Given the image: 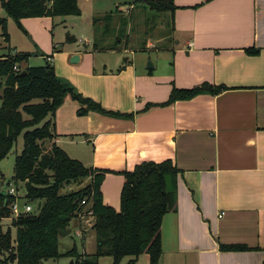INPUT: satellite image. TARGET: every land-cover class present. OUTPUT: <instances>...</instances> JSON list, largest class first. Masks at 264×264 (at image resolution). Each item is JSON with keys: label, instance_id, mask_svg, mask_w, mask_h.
Masks as SVG:
<instances>
[{"label": "crops", "instance_id": "crops-1", "mask_svg": "<svg viewBox=\"0 0 264 264\" xmlns=\"http://www.w3.org/2000/svg\"><path fill=\"white\" fill-rule=\"evenodd\" d=\"M172 1L176 43L154 49L165 56L152 63H97L90 37L58 49L51 18L21 20L38 51L11 53L51 60L57 79L74 92L124 114L81 115L69 97L55 112V144L86 168L107 172L100 186L105 207L120 211L122 174L143 162L169 161L180 171L177 208L161 222L159 264H264V0ZM253 48L256 54L246 53ZM203 83L225 90L141 111L166 102L172 89ZM220 245L248 250L221 252Z\"/></svg>", "mask_w": 264, "mask_h": 264}, {"label": "trees", "instance_id": "trees-1", "mask_svg": "<svg viewBox=\"0 0 264 264\" xmlns=\"http://www.w3.org/2000/svg\"><path fill=\"white\" fill-rule=\"evenodd\" d=\"M136 1L151 12L168 15L171 37L167 40L172 44L173 12L176 9L173 1ZM0 2L6 15L18 26L25 18L54 19L81 14L78 0ZM2 35L4 42L9 43L10 37L5 28ZM66 38L67 42L74 40L70 36ZM121 42L117 38L116 45L108 50L116 51ZM127 46L124 50H128ZM92 48L94 51L104 50L93 42ZM145 50L144 46L139 51ZM10 51L0 57V161L12 152L18 138L22 137L23 149L14 160L12 179L16 188L23 187V199L26 204H34L37 213L31 212L11 220V227L16 230L14 240L11 230L4 231L0 226V264H43L50 259H59L58 232L66 230L67 222L77 219L84 211L91 212V229L96 246L90 259L77 257L75 249L66 253L68 257H76L77 264H98L102 257L112 258L113 264H120L129 257L131 260L128 264H136L143 254L149 257V264H159L161 222L163 217L174 213L177 208L180 171L169 161L157 164L143 162L132 172L122 174L125 183L121 189L120 211L105 207L100 186L107 172L86 168L80 161L69 158L55 144V112L69 97L78 104L81 115L96 112L121 118L124 114L105 111L94 101L74 92L57 79L50 60L45 59L42 67H32L28 64V53L12 55ZM246 53L257 52L253 48L246 50ZM15 67L19 72L14 70ZM23 71L26 74L21 76ZM224 90L222 86L215 87L208 83L187 90L172 89L166 102L148 104L141 111L168 107L176 101H187L203 94L216 96ZM2 183L0 179V186ZM10 200V196L0 194V221L11 218L9 206L5 204ZM219 249L221 252L248 250L242 245H220Z\"/></svg>", "mask_w": 264, "mask_h": 264}, {"label": "rangeland", "instance_id": "rangeland-1", "mask_svg": "<svg viewBox=\"0 0 264 264\" xmlns=\"http://www.w3.org/2000/svg\"><path fill=\"white\" fill-rule=\"evenodd\" d=\"M79 9L81 12L80 16L56 17L53 19V28L51 29L53 37L51 36L50 39H52L53 44L58 49H61L60 46L64 44L78 47V44H82L84 40L90 37L98 48L104 49L96 51V62L107 64L111 68L115 66V63H121L125 58L132 59V57L134 59L146 57L149 59L146 63H152L151 61L158 56H165L164 53H159L154 49L160 50L171 45L167 40L171 37L168 15L151 12L136 0H79ZM1 21L4 23L3 25L0 24V57L9 54L8 44L11 46L10 50L13 47H16L19 51L28 50L33 53L37 50L33 40L26 39L17 23L6 15L0 2ZM3 28L6 29V33L10 36L9 43L4 42ZM67 36L78 41L67 42ZM117 38L122 42L117 45L116 51L108 50L116 45L115 41ZM175 43L176 40H174V45ZM125 45H128V51L123 54ZM144 46H149L150 50L139 52ZM89 48L95 52L92 45ZM131 52L133 53L131 54ZM134 53L136 54L134 55ZM44 63L45 60H40L36 57L28 60L29 66L32 67H42ZM22 144V137H19L12 152L0 161V179L3 182L0 189L8 191L14 187L20 199V207L23 208L25 205H30L33 208L32 213H37L35 205L32 203L26 204L23 199V187L16 188L12 179L14 160L22 151ZM81 186L84 185L82 184ZM73 189L77 188L74 187ZM89 221L92 225L93 220L88 216L69 220L67 229L71 230V234L63 238L58 237L59 259H50L43 264H77L76 257H68L66 255L72 249H75L77 257L84 256L90 259L95 252L96 241L91 226L89 227L87 224ZM0 226L3 227L4 231L10 229L12 240H14L16 230L11 227V220L3 219L0 221ZM78 233L80 236H78ZM141 257L140 264H149L148 256L143 254ZM130 260L131 258L127 257L120 264H128ZM98 264H113V259L102 257L98 260Z\"/></svg>", "mask_w": 264, "mask_h": 264}, {"label": "built area", "instance_id": "built-area-1", "mask_svg": "<svg viewBox=\"0 0 264 264\" xmlns=\"http://www.w3.org/2000/svg\"><path fill=\"white\" fill-rule=\"evenodd\" d=\"M50 62H51V60H50ZM14 70L16 72H19L18 67H15ZM6 195L11 197V200L7 202L9 209L11 211L10 220H14V219L18 218L20 215L30 214L32 212L33 208L30 205H25L23 208L20 207V205H19L20 199H19V196L17 195L14 187L10 188L8 191H6ZM82 204H84V202ZM85 216H88L91 218V212L84 211L79 215V218L81 219V217H85ZM222 216H223V214L220 215V218ZM87 224L89 225V227L91 226V228H92L93 225H91L90 222ZM78 236H80L79 233H78Z\"/></svg>", "mask_w": 264, "mask_h": 264}, {"label": "water", "instance_id": "water-1", "mask_svg": "<svg viewBox=\"0 0 264 264\" xmlns=\"http://www.w3.org/2000/svg\"><path fill=\"white\" fill-rule=\"evenodd\" d=\"M79 55L78 54H74L73 56H72V58H71V60H70V63L71 64H74V63H76L77 62V60H78V57ZM147 69H152V65L149 63V65H148V67H147ZM26 74V72H22L21 73V76H23V75H25ZM0 194L1 195H3V196H7L6 195V191H4V190H0ZM5 204H7V201H5ZM39 207H40V204H38V206H37V209H39ZM62 219L64 220L65 218L64 217H62ZM71 234V230L70 229H66V230H62V231H59L58 232V235L60 236V237H64V236H67V235H70Z\"/></svg>", "mask_w": 264, "mask_h": 264}]
</instances>
